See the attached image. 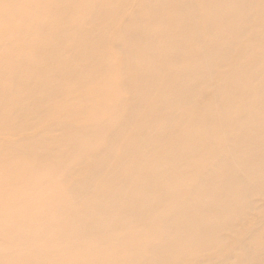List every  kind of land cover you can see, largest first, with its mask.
<instances>
[{
  "label": "bare ground",
  "instance_id": "1",
  "mask_svg": "<svg viewBox=\"0 0 264 264\" xmlns=\"http://www.w3.org/2000/svg\"><path fill=\"white\" fill-rule=\"evenodd\" d=\"M0 264H264V0H0Z\"/></svg>",
  "mask_w": 264,
  "mask_h": 264
}]
</instances>
